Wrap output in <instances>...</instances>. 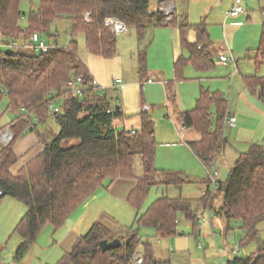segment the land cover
<instances>
[{"label": "trees", "instance_id": "obj_1", "mask_svg": "<svg viewBox=\"0 0 264 264\" xmlns=\"http://www.w3.org/2000/svg\"><path fill=\"white\" fill-rule=\"evenodd\" d=\"M22 1L0 0V37L4 40V47L0 48V104L6 99V111L14 116L0 128L8 127L13 136L9 143L0 146V191L3 194L0 199L10 197L25 206V213L15 227V233L21 238L17 248L19 256L37 241L43 227H61L106 182L109 185L116 180H133L127 201L137 213L152 186L181 188L187 182L185 178L155 168L154 123L147 112L141 113V127L137 131L113 127V119L121 113L114 111L102 96V90L92 87L93 79L77 55L74 39L65 47L35 49L41 41L46 44L45 37H57V32L55 36L51 33L53 23L69 22V36L82 35L87 52L105 59L116 52L115 33L105 24L108 18L118 20L126 28H135L139 43L149 25H176L182 50L187 53V57H179L174 64L177 80L182 79L186 64L202 72L212 68L215 60L209 51L210 38L205 23H178L176 17L167 22V16L160 9L150 11L149 0H29L27 14L20 10ZM190 28L195 32L194 42L185 39ZM19 42L23 46L19 47ZM25 48L34 52L25 53L22 50ZM7 49L11 50L10 55L5 54ZM138 60L139 73L143 75L145 51L139 49ZM252 60L256 71L264 64V23ZM71 77L84 88L82 96L63 90V84ZM244 81L264 104V75H250L244 77ZM56 100L61 101V113L50 110V104ZM227 110L223 94L201 90L195 107L179 113L183 126L200 136L199 141L189 143V147L206 167L214 165L223 152ZM49 116L57 120L58 134L50 140L39 139L41 151L13 174L11 170L17 163L15 145L25 131L35 130L34 120L40 123ZM69 139L78 142L63 147L62 143ZM137 156L142 167L139 177L133 175ZM159 173L162 179L157 181ZM216 191L222 195L216 214L223 217L227 225L230 221L240 222L243 231L240 247L257 245L255 252L233 257L227 264H264V239H259L257 229L264 220V141L250 145L248 151L237 156L226 180L217 182L214 194ZM210 192L208 187L195 202L183 197L160 196L144 213L137 215V229L126 230L124 236H112L109 229L95 223L56 264H132L138 253L142 264H170L154 259L152 246L148 239L140 237L139 228H150L163 237H172L178 233L179 216H183L199 232L195 203L203 205L205 195ZM113 239H119L121 245L102 252L99 242Z\"/></svg>", "mask_w": 264, "mask_h": 264}, {"label": "rangeland", "instance_id": "obj_2", "mask_svg": "<svg viewBox=\"0 0 264 264\" xmlns=\"http://www.w3.org/2000/svg\"><path fill=\"white\" fill-rule=\"evenodd\" d=\"M160 2L173 7L174 12H171L170 17H176L178 23L189 25L206 24V29L212 41H210L209 51L215 59L217 56L215 52L216 46L219 48L224 43L221 29L226 18L225 14L231 9L232 1L149 0L150 11L155 12ZM239 6L245 12L239 16L242 31L235 35L234 46L241 48L243 43H250L251 40H254V49H256L262 28L261 19L264 15V0H240ZM20 10L27 14L29 0H23L20 3ZM239 17L231 18L227 22H237ZM247 17H249V21L246 20ZM170 20L166 21L169 22ZM245 24H248V27ZM55 32H57V37H45L46 44H44V49L65 47L71 39H74L77 42V53H79L82 63L92 79L103 89L102 96L110 102L115 112H121V116L117 117V119H120L122 124L116 126V128L129 131L139 130L141 127V113L147 112L154 123L156 141L155 168L183 173L188 176L191 183L184 184L181 188L152 186L137 213L122 194L124 191L122 185H132L133 180L125 182L116 180L109 189L105 188L108 184L106 182L103 188L97 189L95 194L88 198L80 207V210L85 208L84 213L72 215L57 229L49 225L43 227L37 237V241L22 256L17 255V248L21 243V238L15 233V227L26 209L19 201L16 202L20 210H16L17 207L8 208L7 205H4V202H6L4 200H8L10 197H5L0 200V264H56L63 254L70 251L72 246H67V243L70 245L71 236L81 237L86 235L90 227L95 223H99L109 229L112 236H124L126 230L130 228L137 229L135 222L137 215L144 213L157 198L162 196L161 194L170 198L180 197L179 195L181 194L186 199L194 202L200 200L203 187L207 185V182L209 186L208 174L213 172V166L217 172V182L222 183L226 180L238 156L236 151L244 153L248 151L252 143L264 141V136H262L257 138V140H253L254 142H248V144H236L235 138H230L226 129L227 143L224 144V150L217 157L214 165L209 167L201 164L193 155L189 157L184 153L179 143L182 139L179 130L180 126L176 120L177 118L172 113V109H176V102L180 111H189L195 107L200 90L223 94L225 89L228 88L229 79L227 77V69L214 60V67L202 72L197 71L190 64H186L183 68L182 79L177 80L174 63L181 56L187 57V53L182 50L180 44L178 26L156 27L149 25L140 43L137 40L135 28H126L124 33L115 34L116 52L109 59L87 53L85 56L80 54L81 47L84 46L83 40H81L79 35L69 36V22L67 21H56L53 23L51 33L54 34ZM195 38L194 30L192 28L188 29L185 39L189 42H194ZM21 46L23 44L19 42V47ZM3 47L4 40L0 37V48ZM139 49L146 52V71L143 75L139 73ZM22 50L28 54L34 52L29 48ZM254 56V50L245 51L241 55L235 54V57L239 59V74L242 76L264 75V64L256 71L252 60ZM227 64L230 68L229 70H232L231 73L235 72V64ZM147 78L154 82L146 83ZM236 78H239L238 74ZM69 79H72V77ZM73 79L75 78L73 77ZM116 79L120 81L118 85H115ZM68 80L63 84V90H66ZM159 81L164 84L169 82L173 84L172 88L168 89L166 87L167 91H169L168 98L164 94V86ZM174 90H176L175 97ZM66 91L70 92L69 90ZM50 93L52 95L55 94L53 90ZM224 96L227 97V92H225ZM170 104L174 106L170 107ZM6 105L7 101L3 99L0 104V128H3L14 119L13 114L6 111ZM262 109L264 110V107ZM50 110H58L61 113V101L56 100L53 105L50 104ZM34 121V131L41 136V139L50 140L60 130V126L54 116H49L46 121L40 123H37L36 120ZM6 131L11 132L8 127H5L0 130V134ZM259 133L260 129L258 130ZM179 137H181L180 140ZM77 142V139H69L64 141L62 146L68 147ZM141 174V159L137 156L133 164V175L139 177ZM221 197V192L216 191L215 194L209 193L205 195L203 205L195 203L196 215L199 218L201 213L206 218L208 207H204L213 206L212 209H208L210 224L208 221L203 225L199 223V232L183 216H179L178 233L172 237H163L153 229L140 227L139 235L143 240L148 239L150 242L154 259L158 262L169 261L170 264H221L216 252L217 249H222V261L227 264V261L233 257H244L255 252L257 249L256 243L240 247V240L243 235L240 222L230 221L227 225L225 219L216 214L221 206ZM257 229L259 231V239H264V220L257 225ZM63 238H65L64 243L66 246H61L60 244ZM231 250L237 251L235 255H229Z\"/></svg>", "mask_w": 264, "mask_h": 264}, {"label": "crops", "instance_id": "obj_3", "mask_svg": "<svg viewBox=\"0 0 264 264\" xmlns=\"http://www.w3.org/2000/svg\"><path fill=\"white\" fill-rule=\"evenodd\" d=\"M231 1H232L231 8L234 6L235 2L238 3V5L240 2V0H235V1L231 0ZM166 6L167 5H164V2H160L158 5V9H160L164 13V15L167 16V19L168 18L171 19V17H170L172 14L171 12H174V9L172 8L171 12L166 13L164 10H162V8H164ZM244 12H245V10H243L242 13H240L238 16L233 17V18L234 19L238 18L241 14H244ZM225 17H226V15H225ZM229 19H231V18L226 17L224 19V23H223L222 29H221L222 37L224 38V43L219 48L216 46L215 52H216L217 56L215 57V61L218 63L220 56L232 57L234 59V62H232V64H235V68H234L235 72H233V73H231L232 70H229L230 68H229L227 63L221 64L222 66H224V68L227 69V72H228L227 77L229 79L228 80L229 81L228 88L225 89V91L223 93V95H225V92H227V97H225V98L227 100L228 118L233 117L235 119V122H236V125L233 128H229L226 124V126H227L226 129L228 130L229 137L235 138L236 144L237 143L248 144V142H254L253 140H257V138H261L262 136H264V110L262 109L264 107V104L258 98V96L251 91V89L246 85V83L244 81V77H247L250 75L242 76L241 74H239V70H238L239 59L237 57H235V54L241 55L245 51H247V52L250 50L255 51L258 47L256 49H254V40H251L250 43H248V42L243 43V46H241V48H239V47L236 48L234 46V37L238 32L242 31V24H241L240 17H239L240 21L237 20V22H229L228 23L227 20H229ZM246 20L249 21V17H247ZM261 22H262V24L264 23V15L261 19ZM245 25L248 27V24H245ZM164 26H166V25H164ZM79 36L81 37V40H83V45H84L81 47L80 54H83V56H85L86 53L87 54H89V53L87 52V50L85 48L83 36L82 35H79ZM179 38H180V36H179ZM209 38H210V36H209ZM180 44H181V42H180ZM258 44H259V42H258ZM77 55H78L79 59L81 60L79 53H77ZM228 63H231V62H228ZM237 74L239 75V78H236ZM116 80H119V79H116ZM149 80L151 82H149ZM153 82L154 81H152L150 78H147V80H146V83H153ZM159 83L162 86H164V94H165L166 98H168L169 97V91H167L166 87L168 89L172 88L173 84L170 82L167 84H164L162 81H159ZM174 91L175 92H173V93H174V97H175L176 90H174ZM175 105H177L176 109L175 110L172 109V113L174 114L175 118H177L176 120L178 122V125L180 126L179 130H180L181 136H182V139H181V137H179V140L181 139L179 142L180 146L183 148V151L185 154H187L189 157L191 155H193L199 161V159L195 156V154L193 153V151L189 147V143L199 141L200 136L198 135V133L195 132V130H193L191 128H185L184 126L182 127L183 124L180 121L179 113L185 112V110L180 111L178 109L177 102ZM173 106L174 105L170 104V107H173ZM177 109H178V111L176 113ZM119 116H121V114ZM121 124L122 123L120 122V119H117V117L114 118L112 121V125L115 128H116V126H119ZM259 129H260V133L258 134ZM39 139H41V136L38 133H35L33 128H30L28 131H25L22 138L19 139V141L17 142V144L15 145V148H14V152H15V155L17 157V163L13 166V168L11 170V172L13 174H16L17 171L28 160H30L39 151H41L42 145H41V141H39ZM42 140H48V139L42 138ZM225 142L227 143L226 136H225ZM255 143H259V142H255ZM252 144H254V143H252ZM236 152H237V155L241 154V153H238V151H236ZM216 161H217V159L215 160V162ZM157 170L160 172H166V173L168 172L169 175L172 174L173 176H180L182 178H185V180L187 181L185 184L191 183V180L188 178V176L184 175L183 173L170 172L168 170H161V169H157ZM161 179H162V174L159 173L156 177V180L159 181ZM173 179H174V177H173ZM122 181L125 182L128 180H122ZM113 183H115V182H112L111 184L107 185L105 188L109 189L111 187V185H113ZM122 184H125V183H122ZM133 185H134V181H133L132 185H127V184L122 185L124 187V191L122 194L126 200H127V195L129 193L130 189L133 187ZM157 186H165V185H157ZM172 186L176 187L174 185H172ZM208 187L209 186H208V182H207V185L204 186L202 189L201 198L203 197V195L206 192V190L208 189ZM166 188H167V186H166ZM161 195L163 196V194H161ZM179 196L183 197L181 194ZM183 198H185V197H183ZM4 201H6V202H4V205H7L8 208L12 209L13 207H17L16 210H20V207L18 206V204L16 202L17 200L12 199V198H8V200H4ZM80 209L81 208H79L74 214L78 215L81 212L82 213L85 212V208H83V210H80ZM201 215H202V213L200 214V216ZM72 235H74V233H72ZM71 238H72V240H71ZM71 238L69 241L70 245L67 243V246H69V247L73 246V244L75 243L76 239L79 238V236H73V237L71 236ZM64 239L65 238H63L61 240V243H60L61 246H66L64 243Z\"/></svg>", "mask_w": 264, "mask_h": 264}, {"label": "built area", "instance_id": "obj_4", "mask_svg": "<svg viewBox=\"0 0 264 264\" xmlns=\"http://www.w3.org/2000/svg\"><path fill=\"white\" fill-rule=\"evenodd\" d=\"M172 8L173 7L166 6V7L162 8V10H164L166 13H169L172 11ZM242 12H243V8L241 6H239L238 3L235 2L234 6L230 10H228L225 15H226V17L233 18V17L238 16ZM85 19L87 20V16H85ZM167 20H170V18H168ZM105 24L108 27H111L115 34L124 33L126 31V27L124 26V24L119 22L116 19L108 18L105 20ZM35 49H44V43L41 42L39 45H37L35 47ZM233 61H234V59L232 57L220 56L218 63L219 64H226L228 62H233ZM119 82H120L119 80H116L115 85H118ZM149 82H151V81L149 80ZM92 87L95 90H102L103 91L101 86L94 79L92 80ZM66 90H69L70 93H72L75 96H82L84 88L81 86V84L77 80L72 78V79L68 80L67 85H66ZM226 124L229 128H233L236 125L235 119L233 117L228 118V120L226 121ZM11 139H12V134L9 131H6V132L0 134V142L4 145L9 143ZM208 176H209V188L211 191L210 193H214V190H215L216 185H217V172H216L214 166H213V172L209 173ZM209 217H210V214H209L208 209H207L206 218L203 215H201L199 218L200 220L198 219V223H200V225H203L206 223V221H208L210 224V218ZM236 252H237L236 250H231L229 252V255L233 256V255H235ZM216 253H217V256L220 258L221 264H224L222 261V255H223L222 249H217ZM142 263H143L142 256L139 253L136 254L133 261H132V264H142Z\"/></svg>", "mask_w": 264, "mask_h": 264}, {"label": "water", "instance_id": "obj_5", "mask_svg": "<svg viewBox=\"0 0 264 264\" xmlns=\"http://www.w3.org/2000/svg\"><path fill=\"white\" fill-rule=\"evenodd\" d=\"M12 52L10 49H7L5 51V54L10 55ZM117 110V108H116ZM183 127V125H182ZM3 196L2 192L0 191V198ZM121 245V241L119 239H113L111 241L109 240H102L101 242H99V247L101 249L102 252H106L108 250H113L118 248Z\"/></svg>", "mask_w": 264, "mask_h": 264}, {"label": "bare ground", "instance_id": "obj_6", "mask_svg": "<svg viewBox=\"0 0 264 264\" xmlns=\"http://www.w3.org/2000/svg\"><path fill=\"white\" fill-rule=\"evenodd\" d=\"M119 25V24H118Z\"/></svg>", "mask_w": 264, "mask_h": 264}]
</instances>
